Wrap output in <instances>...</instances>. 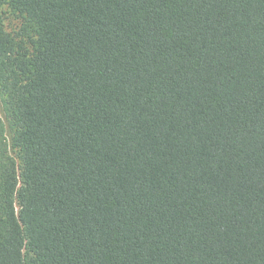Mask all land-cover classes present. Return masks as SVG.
Returning a JSON list of instances; mask_svg holds the SVG:
<instances>
[{
  "label": "trees",
  "instance_id": "obj_1",
  "mask_svg": "<svg viewBox=\"0 0 264 264\" xmlns=\"http://www.w3.org/2000/svg\"><path fill=\"white\" fill-rule=\"evenodd\" d=\"M0 106V264H264V0H0Z\"/></svg>",
  "mask_w": 264,
  "mask_h": 264
},
{
  "label": "rangeland",
  "instance_id": "obj_2",
  "mask_svg": "<svg viewBox=\"0 0 264 264\" xmlns=\"http://www.w3.org/2000/svg\"><path fill=\"white\" fill-rule=\"evenodd\" d=\"M4 10H5V12H6V15H5V16L7 17V19H6V28H7L8 30H11L12 28L15 27L16 22H15V20L13 19V17L10 16V15L7 13L6 9H4ZM0 114L2 115V113H1V106H0Z\"/></svg>",
  "mask_w": 264,
  "mask_h": 264
}]
</instances>
